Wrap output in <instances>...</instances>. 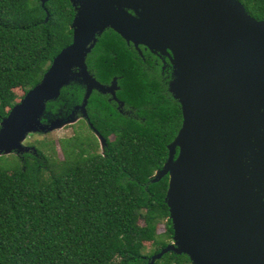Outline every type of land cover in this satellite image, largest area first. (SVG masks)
Listing matches in <instances>:
<instances>
[{
  "label": "trees",
  "instance_id": "trees-1",
  "mask_svg": "<svg viewBox=\"0 0 264 264\" xmlns=\"http://www.w3.org/2000/svg\"><path fill=\"white\" fill-rule=\"evenodd\" d=\"M239 1L264 20V0ZM75 14L70 0L44 6L42 0H0V124L20 102L16 90L24 98L71 45ZM135 58L138 53L109 29L86 60L100 83L118 79L117 98L130 111L122 114L111 96L93 93L87 109L106 139L104 153L85 123L87 129L62 141L64 159L40 143L38 156L0 164V264H151L173 243L169 176L151 178L169 158L183 115L159 69ZM84 95L79 82L65 87L48 103L43 122L67 119ZM147 243L153 250L145 254ZM154 264L192 263L185 254L168 253Z\"/></svg>",
  "mask_w": 264,
  "mask_h": 264
},
{
  "label": "water",
  "instance_id": "water-1",
  "mask_svg": "<svg viewBox=\"0 0 264 264\" xmlns=\"http://www.w3.org/2000/svg\"><path fill=\"white\" fill-rule=\"evenodd\" d=\"M70 1L73 41L2 120L0 156H38L27 138L74 123L80 114L95 129L87 111L95 91L125 105L117 98L118 79L100 83L86 62L112 29L170 57L169 92L183 115L169 158L151 178L169 176L173 243L150 263L175 253L192 264H264V20L239 0ZM73 82L85 86L82 104L67 119L43 122L48 103ZM96 134L104 150L106 139Z\"/></svg>",
  "mask_w": 264,
  "mask_h": 264
},
{
  "label": "rangeland",
  "instance_id": "rangeland-1",
  "mask_svg": "<svg viewBox=\"0 0 264 264\" xmlns=\"http://www.w3.org/2000/svg\"><path fill=\"white\" fill-rule=\"evenodd\" d=\"M16 94H17V101H21L23 99V92L22 90H16ZM85 123L87 124V121L84 117H81V114L78 115V119L77 121H75L74 123L68 124L64 127L61 128H57L53 131H50L48 133H33L31 134L26 142L25 145L26 146H30V147H35L37 149L36 146H39L40 143H46L49 144L51 147H54L56 150V154L55 157L57 156L60 159H64V154H63V150H62V141H65L69 138H71L72 136L75 135V133L77 131H80L81 128H85L87 129V126L85 127ZM100 152L102 153L103 147L100 141ZM17 154H12L9 156H5L7 158H5L3 161H1L0 164H11L12 162L14 163V157ZM56 157V158H57ZM12 163V164H13ZM165 227H162L160 232L164 231ZM147 250L145 251V254L150 253L153 250V247L151 246L150 243H147Z\"/></svg>",
  "mask_w": 264,
  "mask_h": 264
},
{
  "label": "flooded vegetation",
  "instance_id": "flooded-vegetation-1",
  "mask_svg": "<svg viewBox=\"0 0 264 264\" xmlns=\"http://www.w3.org/2000/svg\"><path fill=\"white\" fill-rule=\"evenodd\" d=\"M132 15H135L134 12L129 11ZM109 30V29H108ZM107 31V30H106ZM123 38V37H122ZM124 39V38H123ZM125 40V39H124ZM126 41V40H125ZM128 47L130 50L135 51L136 53H138V55L140 56V58H135V61H144L145 64H147V62L152 63V69H159L160 74L162 75V77L164 78L163 80L165 81V83L168 86V90H169V84L173 79V67L171 64V59L168 55L162 54L161 52L158 51H151L150 49L146 48V46L144 45H139L138 47L132 43V42H128L126 41ZM169 53V52H168ZM133 61V59H132ZM95 77V76H94ZM118 92V91H117ZM116 92V94H117ZM111 96V95H108ZM111 98L116 101L112 96ZM120 101V100H119ZM118 103V111L122 114H126V115H130V111H125V105L124 106H120V103L118 101H116ZM122 102V101H120ZM88 111V109H87ZM89 115V114H88ZM87 124L89 125V127L92 129L94 135L97 137L99 144H100V139L98 137V135L96 134V131L90 126V123L88 120ZM91 121V120H90ZM101 148V147H100ZM179 150L177 151V155H178ZM102 153H104V150H102ZM27 154H32V152H29Z\"/></svg>",
  "mask_w": 264,
  "mask_h": 264
}]
</instances>
